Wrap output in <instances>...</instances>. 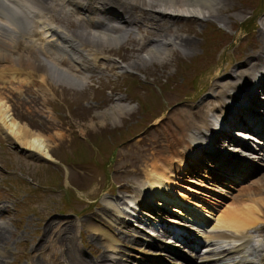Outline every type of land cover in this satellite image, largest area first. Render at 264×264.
<instances>
[{
    "label": "rangeland",
    "instance_id": "374dc122",
    "mask_svg": "<svg viewBox=\"0 0 264 264\" xmlns=\"http://www.w3.org/2000/svg\"><path fill=\"white\" fill-rule=\"evenodd\" d=\"M226 4L227 12L219 13L221 20L182 18L166 21V26L171 31L169 35L191 41V44L186 50V47L177 45L164 48L161 50L164 53L161 58L159 56L155 58L150 52L153 49L151 45L141 49L139 53H134L129 44L131 39L129 36L113 46L115 54L108 55L111 61H100V68L107 66L105 64L111 66L106 67V71L95 70L97 67L94 66L90 70H85L69 60L73 70L52 56L43 58L46 64L63 74L57 76L48 73L45 81L42 78L44 72L30 70L27 63L17 68L15 64L14 67L12 66L11 63L14 62L9 59H0L2 76H0V102L4 100L2 103L8 105L12 117L21 124L20 126L29 129L30 134L44 138L48 151L51 150L49 153L52 159L61 162L58 170L60 178L53 176L56 168L43 174L41 163L20 157L0 138V165L7 170L4 172L5 170L0 168V203L4 208L6 207V210L8 209V212L0 217V260H2L0 264H73L75 261L68 252L71 237L68 232L72 233L75 241L76 257L87 259L88 264H95L97 260L93 252L94 248L101 250L102 254L106 253L104 254L106 257H110V261L107 260L105 264H111L110 262L120 258L125 259L124 253H130L131 257L140 255L136 252L139 246L134 245L128 246L133 250L132 252L124 249L125 246L117 252L119 254L103 252L101 247L105 246L104 242L99 235H95L89 225L83 222V219L93 213L90 218L92 223L99 222L102 225L104 224L102 220L105 219L106 223L112 224L114 221L113 225H115L117 220L112 219V213L101 215L100 205L109 206L108 201L103 200V197L107 196L106 194H114L118 197H122L123 194L129 196L131 191L128 187L137 190L138 183L144 182L137 173L150 170L149 167L154 161L153 156L158 154L156 150L158 144L166 145L165 152L175 150V146L165 143L169 130L175 127V118L171 117L175 110L186 106L192 111H197L200 104L211 97L209 85L213 82L212 73L217 67H223L230 61L234 69H244L248 57L261 53L259 46L262 41L260 30L264 20V0H227ZM47 5L53 7L51 0L47 1ZM53 17L57 19L56 24L66 27L69 33L77 27V17L66 16L67 20L61 14L58 17L53 14ZM0 25L3 26L1 23ZM239 25L242 29H239ZM5 28L10 27L5 26ZM145 30L150 29L145 28ZM151 30L155 34L158 33L155 27ZM89 31L96 30L89 28ZM140 33L139 37H132L138 41L137 47L142 45L139 38L143 39L147 36L145 32ZM21 40L17 44L6 42V45L3 44L0 48V53L8 55L11 59L19 56L20 53V55L25 54L20 59H35L36 56L28 55L30 49L26 51L25 43ZM95 41L98 40L95 39L92 43ZM54 53L56 57L60 56L59 52ZM177 60L179 64L176 66ZM136 61L138 64H135ZM175 68L177 70L174 71ZM12 77L17 79L13 78V80ZM30 81L40 88L35 89L37 93L28 87ZM168 85L171 89L174 88L171 93ZM155 86L160 90L167 88L168 90L157 93ZM153 90L158 96L162 95L158 101L163 109L157 115L151 116L150 113H154L152 110L155 109L153 100L157 99L152 97ZM107 92L113 96L108 95ZM245 94L246 91L243 96ZM63 99L68 105L63 103ZM57 101L59 106L56 108ZM115 107H120L123 111L116 112ZM243 115L245 117L247 114ZM163 116L165 120L156 121ZM150 123L154 124L153 127ZM138 140L142 142L135 145ZM74 146L75 148L71 150ZM232 155L235 156L234 153ZM234 161L235 159L226 162L237 169L238 162ZM259 165L263 167V171L244 185L232 188L234 191L232 196L227 189L231 186V182L230 185L223 182L226 187L229 186L225 188L228 190L225 195H229L230 199L227 197L223 202L219 208V215L224 214L223 211L227 208L232 210L234 206L236 211H240L242 207H247L244 203L253 204L252 201L261 202L260 207L262 211L264 210V164ZM34 166L40 167L41 170L37 171ZM16 171L23 173L22 180L14 176ZM180 177L190 176L182 173ZM262 177L263 179L258 181ZM255 181L258 182L252 184ZM180 183L186 184L183 181ZM205 193L218 197L209 190H205ZM133 194H136L134 190ZM138 198L142 199L141 194ZM198 198L205 199L204 195H198ZM118 199L121 206L120 201L123 198ZM173 205L176 204H171V207ZM115 210L112 209L113 212ZM208 210L213 212L210 206ZM128 211L131 212L128 213L129 220L136 222L133 214L137 215V211L130 207ZM188 212L192 213L190 209ZM193 214L206 221L203 214L195 212ZM263 214L261 219H264ZM142 223L148 225L147 220ZM158 226L159 224H154L155 229ZM131 230H136V226L131 227ZM256 231L252 233V243L248 251L251 250V246H256L255 252L251 255L261 257L262 254L257 249L264 250V246L258 245H264V227ZM119 233H115L114 236L124 241L123 235L126 231L120 228ZM132 236L136 239L143 238L137 234ZM224 246L227 248L226 244Z\"/></svg>",
    "mask_w": 264,
    "mask_h": 264
},
{
    "label": "bare ground",
    "instance_id": "6f19581e",
    "mask_svg": "<svg viewBox=\"0 0 264 264\" xmlns=\"http://www.w3.org/2000/svg\"><path fill=\"white\" fill-rule=\"evenodd\" d=\"M47 1L48 0H0V16L2 15L9 21L19 23V26L14 23L11 26L8 25L10 28L0 27V48L3 47V44L4 46L6 45L5 42L19 35L21 38H17V42L23 39L25 48L30 49V54L28 55H30V57H37H35V59L26 57V59H20L25 55L24 53V55H20V53L19 56L11 59L8 55L0 53V59L5 60L7 58L9 61L14 62L11 63L13 67L14 64L18 68L19 66L21 67L23 63H27L30 70L43 71L42 78L44 81L48 73L56 75H61L62 73H59L53 66L46 64L41 59L42 56L38 55L40 51L52 53L55 56L56 54L54 52L63 54L64 57H66H63V63L70 69L74 70L68 62L72 60L77 65L82 66L83 69L90 70L93 66L98 67V63L101 60H107L106 56L115 54L113 46H116L122 40L127 39L132 34H135L136 31H139L145 32L147 36L141 39L140 42H142V45L140 47H137V40H129L133 52L139 53L142 51L141 49L151 45L153 49H151L150 52L155 58H157V56L161 58L164 54L161 50L164 48L177 45L186 47V50L187 46L191 44V41L180 39L179 37L173 38L169 35L171 31L170 28L166 26V21L181 18H193L196 20L200 18H212L221 20L219 13L221 11L227 12V0H51V5H53V7L47 5ZM53 8H56V11L61 14L64 19L66 18V20V16L69 18L77 17V27L71 28L72 32L69 33L66 27L58 26L56 24L57 19L53 17ZM102 10L106 13L105 16H99ZM44 13H46L48 17H45ZM108 15H113L112 18H117L119 21L117 23L111 21L109 18H106ZM261 26L260 36L262 41L259 46L261 53L254 57H248V61L244 65L246 68L244 69H234L230 61L223 67H217V70L212 73L213 82L209 85L211 97L201 104L198 112L188 115L187 113H190L189 110H184L182 112L175 111L173 113L174 115L171 116L175 118L174 121H176V123L174 122L175 127L173 126L171 127L172 129L169 130L165 138V143L167 142L170 146H175V150L173 149L174 151L168 150L165 152L164 147L166 145L158 144L156 150L161 157L157 153V155L153 154L154 161L149 167L150 170L141 174L136 172L139 177L144 179V182H140L136 190L138 197L139 194H141L142 199L138 200L137 196H133L128 202L129 205L137 211V215L133 214L135 221H151L153 225L149 222L150 226H154L155 223L159 224L156 229L163 227L166 231L161 232L177 238L181 245L192 244L196 247L198 244V242L196 244L183 238L182 231H184L186 227L184 225L186 222H177V220L172 219L168 220L162 217L159 212H155L152 206L170 209L172 213L179 214V216L185 218L184 220L191 222V226L197 227V229H203L206 221L193 213L203 214L205 219L209 218L212 210H208V206L212 209L217 201L214 194L208 195L205 193V190H209L217 195H220V193L223 195H225L226 192L228 193V190L225 189L227 187L223 183L226 182L223 180V171L219 169L224 168L229 169L228 171H234L236 168L232 167L230 163L223 161L220 157H218L217 162L211 161L214 155H216L217 149L216 144L209 143L214 136V133H211L212 131L210 132V124L212 120L216 118L228 129L233 125L231 121L234 119V124L237 127H248L260 134V130H256L255 127V124H258L257 122L254 124L249 116L247 119H243L239 117L241 113L235 111L238 110L236 107L238 104H251L252 99L256 101L260 96H264V20ZM153 27L156 28L158 33L155 34L151 30ZM89 28L96 31H89ZM145 28L150 30H145ZM11 31H13L12 34L15 35L10 36L9 32ZM36 32H40L38 36ZM38 39L40 42L42 41V44L39 43ZM95 39L98 41L92 43ZM90 47L96 50L95 56H93L95 52L89 50ZM87 50L89 53H85ZM86 61L90 62V66L86 65ZM135 64H138V61H136ZM8 67L10 68V66ZM64 77L71 81L70 78ZM13 78L15 79L16 77H12V79ZM224 80L226 81L222 83ZM245 91L246 94L243 96ZM3 101L4 100H2V102ZM2 102H0V133L4 136L10 135V137H12L10 139L11 143L19 145L31 155L52 160L49 153L51 150L48 151L46 140L39 135L30 134L31 132L29 129L20 126L21 124L12 117L8 105ZM217 102H219V104ZM259 103L260 102H257V104ZM246 107H248L247 104ZM246 107L244 106L242 111H247V109H245ZM205 109H209V118L199 117V112ZM115 110L116 112L123 111L120 107H115ZM197 119L198 125L195 126L194 122ZM203 129L205 131L201 132ZM236 136H239V138L245 137V135L240 133L236 134ZM48 140H50V138ZM261 141H263L264 145V139L261 138ZM216 142L220 144L219 141ZM232 153L234 152L232 151ZM250 159L258 165L264 164V147L260 149V152L252 154ZM182 173L185 176L189 174L190 177L182 178L180 177ZM227 177L230 179L232 176L227 174ZM235 179L236 178H232V180ZM262 179L263 177L258 181ZM180 181L186 184L183 185ZM229 182H231V185L233 184L232 181ZM259 188L261 187L259 186ZM239 193L241 194V191ZM198 195H204L205 199H199ZM248 195L251 196L250 194ZM252 202L253 204H250V202L249 204L244 203L247 209L242 207L240 211H236L235 206L232 210L227 208L223 211L224 214L218 215L214 219L215 224L210 230V236L205 237L206 240L215 241L224 239L228 242L239 244L231 247L230 250H223L220 252L219 256L222 257V261L224 258L223 256L229 257L230 254L242 255L241 259L230 264H244L245 258L243 254L245 252L243 251L246 250V247L250 244L253 236L252 233H256V230L259 228L263 229L264 221L262 220L264 219L261 218L264 210L262 211L260 207L261 202ZM141 203L147 204L143 205L147 208V211L142 210ZM171 204H176V206L171 207ZM120 205H123V199L120 201ZM182 206H185V208L183 209ZM241 206L243 205L241 204ZM188 209H190L192 213L188 212ZM106 211L107 209L104 210V212ZM128 213L131 212L128 211ZM190 215L191 217H189ZM161 222H163V224ZM107 224L109 225L108 222ZM90 225L92 231L97 233L104 241L107 251L116 253L119 250L118 247L125 246L123 242L116 240L109 232L111 229L108 225H106V227L101 224L96 226L91 223ZM4 227L5 226H3V228ZM68 230H70V227ZM68 233L71 235L70 239L68 238V252L70 254L69 256L75 261L73 264H88L86 261H79L78 259H80V257H76L74 239L72 233ZM93 252L97 256V260H103L104 262H107V260L110 261L104 253H101V250L94 248ZM70 261L72 260L70 259ZM222 261L216 263H223ZM251 263L254 264L255 262L252 261ZM117 264L122 263L118 261Z\"/></svg>",
    "mask_w": 264,
    "mask_h": 264
}]
</instances>
